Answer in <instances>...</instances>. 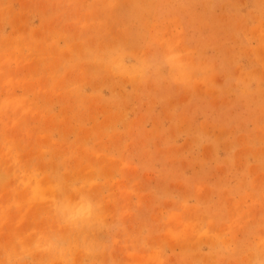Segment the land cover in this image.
Masks as SVG:
<instances>
[{"label":"rangeland","instance_id":"obj_1","mask_svg":"<svg viewBox=\"0 0 264 264\" xmlns=\"http://www.w3.org/2000/svg\"><path fill=\"white\" fill-rule=\"evenodd\" d=\"M0 264H264V0H0Z\"/></svg>","mask_w":264,"mask_h":264},{"label":"clouds","instance_id":"obj_2","mask_svg":"<svg viewBox=\"0 0 264 264\" xmlns=\"http://www.w3.org/2000/svg\"><path fill=\"white\" fill-rule=\"evenodd\" d=\"M86 211L88 212V214H91V211H92L91 207L89 206ZM71 218H74V217H70V219Z\"/></svg>","mask_w":264,"mask_h":264}]
</instances>
